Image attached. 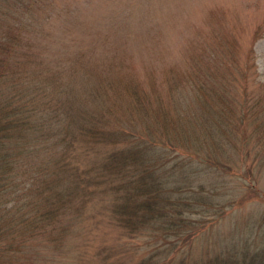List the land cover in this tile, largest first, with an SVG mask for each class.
Wrapping results in <instances>:
<instances>
[{
  "label": "trees",
  "instance_id": "obj_1",
  "mask_svg": "<svg viewBox=\"0 0 264 264\" xmlns=\"http://www.w3.org/2000/svg\"><path fill=\"white\" fill-rule=\"evenodd\" d=\"M4 15L8 25L0 29V264L61 262L66 244L78 233L86 202L97 195L108 199L102 207L118 235L143 243L138 245L141 254L127 259L117 251L123 244L103 242L94 252L97 264H264V217L249 220L239 245L232 241L191 262L181 255L208 218L224 214L230 206L204 192L198 173L202 166H218L214 155L223 157L229 145L230 151L237 147L239 133L246 135L244 118L252 103L246 95L248 82H243L252 65L251 46L239 66L234 36L217 33L199 42L191 39L184 73L177 63L167 68V87L190 90L196 96L187 93L183 99L202 104L193 124V110L190 115L182 112L179 103L166 102L161 93L152 99L124 72L127 66L117 53L101 55L94 64L82 52L76 61L62 64L61 55H44L34 19ZM236 66L244 76L241 81ZM237 80L243 85L242 99L236 95ZM259 86L264 88V82ZM237 99L238 116L232 108ZM107 100L112 103L107 105ZM116 103L123 107L121 112ZM217 106L221 113L213 121L208 114L199 116ZM258 118L252 115L253 122ZM193 135L196 143H191ZM201 137L209 143L205 152L199 147ZM79 155L87 162H80ZM209 207L217 209L211 212ZM197 210L204 215L192 217ZM112 248L118 254L113 255Z\"/></svg>",
  "mask_w": 264,
  "mask_h": 264
},
{
  "label": "rangeland",
  "instance_id": "obj_2",
  "mask_svg": "<svg viewBox=\"0 0 264 264\" xmlns=\"http://www.w3.org/2000/svg\"><path fill=\"white\" fill-rule=\"evenodd\" d=\"M4 13H18L23 20L34 19V26L41 30L37 40L44 55L49 59L61 55L64 58L62 64L69 65L70 59L76 61L77 55L83 56L82 52L94 64L100 63L101 55L117 53L127 66L124 72L145 87L152 99L161 93L166 102L179 103L182 112L185 110L190 115L193 110V124L197 119L194 116L201 110L198 105L202 107V104L196 101L194 103L198 105H194L187 98L183 99L187 93L186 97L196 96L190 90L177 89L175 92L174 88L167 87L164 77L167 68L177 63L183 70L180 73H184L186 47L192 43L191 39L199 42L217 33L234 36L239 42L238 55L236 53L239 66L248 58L246 51L251 46L252 65L249 60V75L243 82V85L248 82L246 95L252 103L244 118L248 127L246 135L243 137L239 133L237 147L233 146L230 151L229 145V151L224 152L223 157H217L219 153L214 155L217 161L221 160L219 164L215 161L218 166H202L198 173L204 181V192L212 194L214 201L230 206L224 214L215 213L208 218V224L193 236L181 255H186L187 261L191 262L221 250L232 241L233 245H239V238L247 231V223L264 217V124L256 126V123H264V88L259 86L260 81L264 82V0H0V29L8 25ZM254 31L257 33L255 39L252 38ZM236 67L235 75L241 81L244 76ZM237 81L235 91L239 98L243 85ZM117 98L123 103V98ZM111 103L112 100L106 102L107 105ZM116 104L121 112L123 107ZM232 108L238 116L239 99ZM216 109L209 113L201 111L199 116L208 114L207 118L213 121L221 113V107ZM225 111L228 112V106ZM253 114L259 115L256 122L252 121ZM224 118L220 122H224ZM135 124L137 129L143 127L139 118ZM202 139L198 143L205 152L209 143ZM192 140L191 143H196L194 135ZM76 158L82 163L87 162L82 155ZM107 201L100 195L88 199L86 211L80 214L78 233L66 244V257L58 264H81L83 260L97 264L94 252L103 242L114 247L123 244L117 251L127 259L141 254L138 245L143 243L140 238L119 236L117 229L107 222L105 215L108 212L102 207ZM216 209L210 208L211 212ZM196 213L190 215L195 218L204 215L200 210ZM111 250L113 255L118 254L114 248Z\"/></svg>",
  "mask_w": 264,
  "mask_h": 264
}]
</instances>
